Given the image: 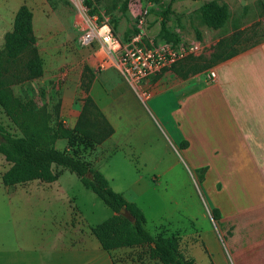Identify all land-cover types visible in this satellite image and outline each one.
<instances>
[{"label": "rangeland", "instance_id": "rangeland-1", "mask_svg": "<svg viewBox=\"0 0 264 264\" xmlns=\"http://www.w3.org/2000/svg\"><path fill=\"white\" fill-rule=\"evenodd\" d=\"M210 1L224 4L220 0H0V53L4 37L12 29L16 11L25 5L32 14L43 74L40 78L25 80L22 68L25 57L10 64L0 54V66L6 70L9 88L15 98L22 103L33 102L37 109L49 115L50 126L59 124L66 129L67 119L62 114L64 99L81 102L85 95L81 88L82 77L85 75L84 82L89 78L93 81L97 79V92L113 100L111 108L115 110L114 119L118 128L114 139L117 145H106L105 152H110L103 156L104 151L100 150L103 143L96 145L75 140V151L92 169L103 174L114 192L139 207L145 217V228L151 235L177 236L184 259L191 260L193 264H208L211 258L218 264H241L235 257L231 259L227 252L228 236L224 228L233 226L232 234L235 235L234 215L239 211H221L226 218L224 222L219 216L216 219L212 217L214 198L218 195L204 191L202 173L192 172L187 165V143L182 141L185 140V128L181 124L177 128L173 120L165 124L164 114L174 104L172 95L146 101L155 92L151 86L160 75L172 72L182 80L186 79L195 69L200 70L208 60V50L214 49L221 40L234 38L237 42H245L264 39L261 23L264 0H229V19L218 30L206 27L198 16V9ZM143 10L149 16L148 27H155L151 36L143 41L147 48L160 43H199L203 47L196 54L163 69L158 75L129 84L115 65L108 61L105 63L106 56L100 42L92 41L84 45L82 36L88 28L106 24L116 38L129 39L137 32L138 14ZM246 22L251 24L237 33L236 28ZM167 35L179 42L167 41ZM99 61L104 62V68L98 66ZM119 99L126 100L120 102ZM153 113L156 117H152ZM0 127L11 136H22L18 126L1 108ZM175 128L174 141H168L167 137ZM5 166L6 162L0 157V174L5 171ZM59 184L68 191L66 196H61V200H49L52 203L51 217H65L70 211L73 219H78L75 215L79 213L89 224L98 225L112 215L74 174L65 171ZM56 195L52 193L51 197ZM65 197L78 209L69 210L70 205L64 204ZM20 200L17 194L0 198L3 205L0 230L7 225L6 220L11 213L20 212L15 205L22 204ZM8 201L11 202L10 207L7 206ZM41 216L35 211L34 218ZM3 233L9 234L10 230ZM145 252V248L132 249L125 254L122 252V258L116 260L119 264H157L147 254L138 259V255Z\"/></svg>", "mask_w": 264, "mask_h": 264}, {"label": "crops", "instance_id": "crops-1", "mask_svg": "<svg viewBox=\"0 0 264 264\" xmlns=\"http://www.w3.org/2000/svg\"><path fill=\"white\" fill-rule=\"evenodd\" d=\"M220 1L230 13L231 0ZM248 23L236 28L237 33L246 30L251 24ZM148 25L149 16L143 41L155 29ZM231 48L236 50L234 55L192 73L184 80L178 74L164 72L152 84L155 92L146 101L172 95L174 104L164 114L165 124L173 120L177 128L180 124L185 128V140L182 141L187 143L189 169L202 173L204 191L218 195L213 206L222 222L226 218L221 211H239L234 215L235 235L232 234L233 226L224 227L229 256L241 264H264V39L238 41ZM213 52V48L208 50V58ZM210 71L215 73L214 81L206 78ZM96 82L97 79L90 86L89 95L113 129V134L100 147L104 156L110 152H105L106 145H117L114 139L118 128L115 110L111 108L113 100L97 92ZM81 106L82 101L73 103L71 98L64 99L62 114L68 128L75 126ZM152 115L156 117L155 113ZM175 131L176 128L169 133L168 141H174ZM55 147L68 150L67 142L63 140L57 141ZM5 167L6 171L8 164ZM65 171H60L58 179L51 183L32 181L13 187L4 186L1 180L4 172L0 174V198L17 194L23 201L15 204L20 212L11 213L6 220L4 229H9L10 233L0 230V264H119L116 258L129 252V249L104 251L90 232L95 225L89 224L79 213L75 215L78 219H73L70 211L65 217H51L49 200H61L68 191L59 184ZM52 193L58 195L51 197ZM63 199L64 204L70 205L69 210L78 209L67 197ZM10 203L8 201V207ZM2 208L0 204V210ZM35 211L42 216L34 218ZM209 263L218 264L213 258Z\"/></svg>", "mask_w": 264, "mask_h": 264}, {"label": "trees", "instance_id": "trees-1", "mask_svg": "<svg viewBox=\"0 0 264 264\" xmlns=\"http://www.w3.org/2000/svg\"><path fill=\"white\" fill-rule=\"evenodd\" d=\"M86 3L91 5L90 1ZM198 16L206 27L218 30L228 21L229 11L225 4L210 1L198 9ZM166 39L173 43L179 42L178 39H169L168 35ZM236 42L234 38L221 40L200 70L195 69L192 73L201 72L218 60L234 55L236 50L231 46ZM0 54L10 64L25 57L22 64L25 80L42 76V61L36 47L32 14L25 5L16 11L12 29L4 37ZM5 73L6 70L0 66V108L18 126L22 136H11L0 127V157L8 164V169L1 175L3 185L13 187L32 181L51 183L58 179L60 171L66 170L76 175L82 185L113 213L102 223L90 228L91 234L104 251L110 253L122 249L145 248L147 253L139 254L138 259L141 260L147 254L157 264H193L182 256L177 236L151 235L145 228V217L138 206L128 202L122 194L114 192L104 176L92 169L75 151V140L99 145L113 134L111 125L89 95L92 78L84 82L85 75L82 77L81 88L85 97L82 99L80 114L75 126L66 129L59 124L50 126L49 115L37 109L33 102L22 103L15 98ZM58 140H66L68 150L56 149ZM88 174L92 175L91 179ZM122 209L130 213L134 222L119 215ZM211 213L214 219L218 218L217 210Z\"/></svg>", "mask_w": 264, "mask_h": 264}, {"label": "built area", "instance_id": "built-area-1", "mask_svg": "<svg viewBox=\"0 0 264 264\" xmlns=\"http://www.w3.org/2000/svg\"><path fill=\"white\" fill-rule=\"evenodd\" d=\"M148 13L139 12L137 32L127 41L116 38L106 24L88 28L82 36V43L89 45L92 41H99L101 50L105 53V63L111 62L117 67L123 79L129 84H137L149 76L159 74L188 55L201 50L199 43L169 44L160 43L147 48L143 44ZM104 62L99 61V67L104 68ZM214 71L207 74V79L214 81Z\"/></svg>", "mask_w": 264, "mask_h": 264}, {"label": "water", "instance_id": "water-1", "mask_svg": "<svg viewBox=\"0 0 264 264\" xmlns=\"http://www.w3.org/2000/svg\"><path fill=\"white\" fill-rule=\"evenodd\" d=\"M2 140V138L0 137V141ZM89 177V179L92 178V175L91 174H88L87 175ZM119 215L125 217L127 220H129L130 222H134V219L132 218V216L130 215V213H128L125 209H122L120 212H119Z\"/></svg>", "mask_w": 264, "mask_h": 264}]
</instances>
